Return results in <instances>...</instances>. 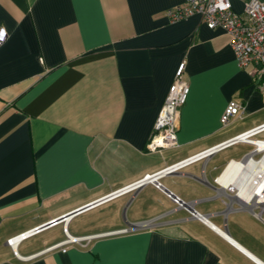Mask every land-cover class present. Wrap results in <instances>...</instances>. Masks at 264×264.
<instances>
[{"label":"crops","instance_id":"1","mask_svg":"<svg viewBox=\"0 0 264 264\" xmlns=\"http://www.w3.org/2000/svg\"><path fill=\"white\" fill-rule=\"evenodd\" d=\"M180 1L0 0V264H264V219L213 182L247 144L56 220L264 122L252 66L238 67L230 37L198 15L169 22ZM244 1L229 0L236 12ZM180 62L178 146L148 151ZM229 101L243 113L221 126ZM126 223L139 225L115 232ZM66 236L92 237L46 249Z\"/></svg>","mask_w":264,"mask_h":264},{"label":"built area","instance_id":"2","mask_svg":"<svg viewBox=\"0 0 264 264\" xmlns=\"http://www.w3.org/2000/svg\"><path fill=\"white\" fill-rule=\"evenodd\" d=\"M198 15L207 28H218L230 37L229 47L232 51L236 65L244 68L252 66V72L258 79L259 88L264 86V4L260 0H246L239 12L233 11L229 0H181L178 4L164 10V15L169 22L178 21L191 15ZM6 31L0 27V46L6 39ZM183 62L177 66L173 80L168 86L163 103L157 112L152 130L150 132L146 149L148 151H159L165 148H176L177 119L180 106L184 103L188 85L182 78ZM243 113V106L234 101H229L224 108L219 122L221 126L228 124L232 117L240 118ZM264 131V122L248 128L234 136H231L214 146H211L192 156L183 158L151 174H145L140 179L109 192L83 206L77 212L108 201L118 195L129 193L145 183H151L156 188H161L157 179L179 170L185 165L196 160L204 159L222 148L234 144H247L250 149L243 154L239 160H229L221 172L213 178L214 184L229 193L237 202L238 207H247L252 214L264 219V138L258 135ZM259 166L258 175L252 176L251 180L245 177L244 166ZM168 197L179 207H184L182 201L176 196ZM78 209V208H77ZM189 214L198 218L194 210ZM71 216V215H70ZM199 219V218H198ZM55 219L49 224H54ZM43 226H36L6 238L5 244L13 247L21 240L37 233ZM123 228L115 232H126ZM114 232V233H115ZM92 236L70 237L47 247V250L60 248L64 251L63 245L76 242L79 239H89ZM83 245V244H80Z\"/></svg>","mask_w":264,"mask_h":264},{"label":"water","instance_id":"3","mask_svg":"<svg viewBox=\"0 0 264 264\" xmlns=\"http://www.w3.org/2000/svg\"><path fill=\"white\" fill-rule=\"evenodd\" d=\"M163 190H164L166 193H170V192H169L168 190H166L165 188H163ZM170 195H171V196H174V195L171 194V193H170ZM183 205H184V207H185L186 209H188L189 211H193V209L191 208V206H190L189 204L183 203ZM79 209H81V208L75 209V210H73V211H71V212H69V213H67V214H65V215H63V216H60V217L57 218L56 220H58V219H59V220H60V219H65V218L69 217L70 215L76 213V211L79 210ZM198 218L201 219V216L198 215ZM138 225H139V224H130V223H126L127 229H128V228H129V229L137 228Z\"/></svg>","mask_w":264,"mask_h":264},{"label":"bare ground","instance_id":"4","mask_svg":"<svg viewBox=\"0 0 264 264\" xmlns=\"http://www.w3.org/2000/svg\"><path fill=\"white\" fill-rule=\"evenodd\" d=\"M244 170L246 171L245 172V177H247V179H249V181L251 180L252 176H256L258 175V172H259V166L256 165V164H253L252 166H244Z\"/></svg>","mask_w":264,"mask_h":264},{"label":"rangeland","instance_id":"5","mask_svg":"<svg viewBox=\"0 0 264 264\" xmlns=\"http://www.w3.org/2000/svg\"><path fill=\"white\" fill-rule=\"evenodd\" d=\"M263 96H264V91H263ZM258 137H264V132L259 134Z\"/></svg>","mask_w":264,"mask_h":264}]
</instances>
